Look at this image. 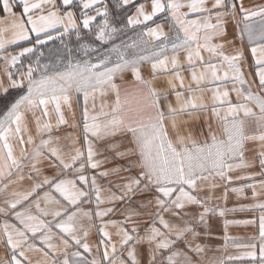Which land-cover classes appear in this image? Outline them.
<instances>
[{
	"label": "snow or ice",
	"instance_id": "snow-or-ice-1",
	"mask_svg": "<svg viewBox=\"0 0 264 264\" xmlns=\"http://www.w3.org/2000/svg\"><path fill=\"white\" fill-rule=\"evenodd\" d=\"M131 2L0 0V179L7 181L0 186V264H34L30 253L40 255L35 264H217L204 260L205 246L197 242L207 235L201 228L206 217L217 214L209 206L212 197L202 193L219 186L216 178L230 183V172L253 168L255 160L259 172L253 175L264 177V5L144 0L126 23L117 21L119 10ZM157 16L163 22L155 23ZM229 19L250 46L258 83L245 79L238 63L242 51L228 56L224 44L213 43L226 36ZM139 25L144 27L135 39L113 43L125 28ZM52 32L62 42L75 34L83 55L77 58L69 48L58 63L37 59L25 65L22 58L33 47L10 51L33 34L36 44L51 40ZM205 52L221 65L205 60ZM143 65L150 66L149 78ZM185 68L195 88L185 87ZM129 70L130 82L123 76ZM229 72L236 101L216 87L211 105L205 103L203 83L225 80ZM161 78L167 87L156 86ZM81 97L82 120L69 124L64 109L75 121L73 100L79 106ZM209 107L218 125L208 124L204 140L183 131L188 121L182 117L197 120ZM250 142L260 145L253 161L244 155ZM258 184L264 189V179ZM256 186L231 191L239 195L251 188L255 199ZM253 207L262 210L259 256L255 244L235 247L251 248L244 255L264 264V203ZM117 211L123 219H110ZM225 211L236 209L218 214ZM96 220L102 222L97 226ZM229 223L253 221H225V227ZM110 225L115 232L107 230ZM94 227L100 239L92 256L87 238ZM224 239L227 247L226 233Z\"/></svg>",
	"mask_w": 264,
	"mask_h": 264
},
{
	"label": "crops",
	"instance_id": "crops-1",
	"mask_svg": "<svg viewBox=\"0 0 264 264\" xmlns=\"http://www.w3.org/2000/svg\"><path fill=\"white\" fill-rule=\"evenodd\" d=\"M138 0H132V3L136 2ZM143 1H140L139 3H142ZM129 4V5H130ZM259 5H264V0H245V6L246 7H256ZM128 6V5H127ZM136 8V6H135ZM135 8L132 10V12L128 15H132L135 12ZM16 11L18 12L19 9L17 8ZM127 15V16H128ZM126 16V19H127ZM155 23H161L163 22L162 16H157L154 18ZM154 22H148L149 27L154 26ZM212 23H215V20H212ZM141 28V31L143 29V25L135 26L133 28ZM165 32L168 31V27L165 24L164 26ZM225 31L226 36L224 37H217L213 40V43H222L224 44V48L222 49L223 53L228 56L236 55L237 50H240L243 52V59L238 61L241 70L244 74V77L247 81L250 83L255 80L258 83V78L255 76L256 72V64L255 60L252 57L250 46L247 43V40L245 39L243 42L240 41L238 38L237 28L236 24L231 21L230 19L225 24ZM138 33V32H137ZM52 37L54 38L55 35H57L56 32L51 33ZM137 36V35H136ZM41 39L43 40L44 37L41 36ZM145 39H148L147 37ZM52 40V39H51ZM50 40H46L45 42H48ZM114 43V42H113ZM39 44L35 43V36L34 34L30 36L29 40L27 41H19L17 45H14L10 48V51L18 52L23 47H33V52L35 50V47ZM111 47V44L108 45ZM32 52V53H33ZM26 54L24 59L30 55ZM183 55V54H181ZM205 60L211 59V62L214 64H217L218 66L221 65V61L218 57L212 56L209 57L208 53H204ZM2 63V61H0ZM25 65L28 64V62H24ZM150 66L143 65L141 68L142 74L146 77H148V68ZM227 70V65L223 64L219 75L223 77L224 71ZM181 75L184 77V83L185 87H187L189 84H192L191 81V75L187 68H185ZM125 81H132L133 77L131 74V71L123 74ZM211 79L209 74V80ZM116 83L120 84L121 80L118 76L116 78ZM157 87H167L166 81H163V78H161V81L154 82ZM177 87L179 89V82H177ZM192 87L195 88V84H192ZM204 87V102L211 105V96L212 92L211 89L219 87L221 90H228L230 92V99L235 102L237 97L235 92H232L231 89L233 88L232 83V73L229 72L228 78L222 81H217L215 83H209L208 81H205L203 83ZM255 90V89H254ZM187 95V93H185ZM196 95H199V93H196ZM109 101L113 99V97L109 96L107 98ZM169 99L172 101L173 105L176 106L175 102V96L170 95ZM97 108L99 107L100 100L96 101ZM82 107H83V99L80 98L79 106H77V102L74 99L73 100V112L75 113V121L73 120L72 113H70L67 109H64L66 119H68L69 124L73 122H80L82 120ZM89 107H91V102H89ZM196 115L199 116V119L192 120L187 115L182 117L183 120L188 121V127L183 129L184 132L191 131L194 138H197L199 140H204L208 133V124L211 123L213 128L217 127L218 121L212 116L211 113V107H209L205 112L197 113ZM53 123H55V120L53 119ZM64 128H67L68 131H73L71 128H68L67 125L62 126ZM260 150V145L258 142L256 143H248L246 145V151L244 153L245 159L247 161H253L254 156L253 153H258ZM19 154V151L17 149V155ZM106 155L108 153H105ZM102 159L103 157H99ZM109 165H103L102 167H108ZM259 172V161L255 160L254 167L250 169H238L233 172H230L228 175L231 176V182L228 181H222L219 178H216L215 183H217L219 186L215 189H212L209 191L207 188L205 189V192L202 193V196H211L212 199L209 201V206L213 207L217 210L216 215L209 214L206 217L207 225L201 226V228L205 229L207 232L206 236L201 237L200 240L197 242L203 244L205 246V252L201 255L204 257V260L206 262H218L223 260L224 264H259V260L257 259L255 262L252 261V259L248 256H245L244 254L246 252L252 251L251 248L246 247H240L237 248L235 245H250L255 244L256 245V253L257 257L259 256V224H260V215L261 211L258 208H254L253 206L258 203H264V189H261L259 187L258 181L261 179H264V177H261L259 175H253L255 173ZM247 175H253L252 179H237V176H247ZM6 180L0 179V186H2L3 183H6ZM100 183L102 185H106V181L101 180ZM249 184H256V191L259 193V195L253 199L252 197V189L247 188L246 191L243 193L237 195L236 193L232 192V188H239L242 186H246ZM27 185L25 184V187ZM227 190V196L225 198V191ZM2 199V198H0ZM225 209H236V211H225V214L223 216H220L218 213L220 210ZM243 209V210H241ZM49 219H51L49 217ZM110 219L112 220H119L123 219L122 216H120L119 211H117L115 214H113ZM4 220L3 216H0V223H2ZM225 221H253V223H229L227 227H225ZM102 221L96 220L95 224L98 226ZM110 232H115V229L110 225L107 229ZM225 233L228 236V242L227 247H225ZM100 239L99 233L97 231V228H91L90 234L87 238V242L92 246V256H95L97 254V243ZM57 241H54V243ZM81 251H83L81 249ZM101 253L103 252V248L100 249ZM4 255V249L2 246H0V256ZM87 255V254H85ZM30 256L32 257L34 264L35 261L40 259V255L38 253H30ZM92 256H89L88 258L91 259ZM233 257V259L229 260L228 257Z\"/></svg>",
	"mask_w": 264,
	"mask_h": 264
},
{
	"label": "rangeland",
	"instance_id": "rangeland-1",
	"mask_svg": "<svg viewBox=\"0 0 264 264\" xmlns=\"http://www.w3.org/2000/svg\"><path fill=\"white\" fill-rule=\"evenodd\" d=\"M109 3L112 4L113 0H109ZM120 10L118 12V15L116 16V20L124 21L126 23L127 15H123ZM113 11L115 12L116 10L113 9ZM140 31L141 28L138 27L125 28L123 33L118 34L117 38L113 42L115 44H120L121 41H129L130 39H135L137 32L139 33ZM104 47H109V46L106 45ZM104 47H100L99 50L103 52ZM69 48L72 49L73 55L76 56L77 58L83 55V53L78 50L75 34H73L71 38L66 36L63 42L61 41L58 35H55L52 40L36 46L34 52L28 55L23 62H29V61L35 62L37 59H39V62L41 64L58 63L62 59L67 57ZM93 55H95V53H93Z\"/></svg>",
	"mask_w": 264,
	"mask_h": 264
},
{
	"label": "trees",
	"instance_id": "trees-1",
	"mask_svg": "<svg viewBox=\"0 0 264 264\" xmlns=\"http://www.w3.org/2000/svg\"><path fill=\"white\" fill-rule=\"evenodd\" d=\"M140 1H143V0H138L128 6H125L123 7L120 11L123 15H128L132 12V10L135 8V6L140 2ZM48 44V43H47ZM3 103L4 102H0V111L3 110Z\"/></svg>",
	"mask_w": 264,
	"mask_h": 264
}]
</instances>
